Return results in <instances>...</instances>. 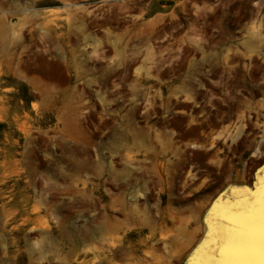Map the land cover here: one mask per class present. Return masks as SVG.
<instances>
[{
    "label": "rangeland",
    "instance_id": "1",
    "mask_svg": "<svg viewBox=\"0 0 264 264\" xmlns=\"http://www.w3.org/2000/svg\"><path fill=\"white\" fill-rule=\"evenodd\" d=\"M261 165L264 0H0V264H186Z\"/></svg>",
    "mask_w": 264,
    "mask_h": 264
},
{
    "label": "water",
    "instance_id": "2",
    "mask_svg": "<svg viewBox=\"0 0 264 264\" xmlns=\"http://www.w3.org/2000/svg\"><path fill=\"white\" fill-rule=\"evenodd\" d=\"M205 225L186 264H264V165L250 186L229 185L214 198Z\"/></svg>",
    "mask_w": 264,
    "mask_h": 264
},
{
    "label": "crops",
    "instance_id": "3",
    "mask_svg": "<svg viewBox=\"0 0 264 264\" xmlns=\"http://www.w3.org/2000/svg\"><path fill=\"white\" fill-rule=\"evenodd\" d=\"M211 71L213 72V77L212 79H210V89H216L214 90V92H212V97H215V95L218 96V98L225 96L224 94V77H225V72L224 69L220 66L216 67L213 66ZM208 89V88H207ZM206 89V92L208 93V90ZM165 110H170L171 106L169 105V103H164L163 105ZM166 117H164L162 119V123H160L157 127H152L150 124H142V125H133L131 128L128 129V133L132 134L134 137V140L132 141V143H128L122 145L121 150H118L116 152V155H118L119 157H124V153L125 150L127 149L128 151H146L147 148L148 150H150L151 146L148 143V137L149 135H151V131H154L153 133H155L156 135H161V136H165L167 134H172V133H177L178 132V127L175 125L174 120L172 121L171 115L168 117L167 111H166ZM239 116H241V114H239ZM145 118V117H144ZM216 118L218 120V124H216V126H214L213 130H212V135L210 136V141L213 142L212 144H216L223 142L224 140L227 139L229 132L231 130V118L229 116V114H227L226 117H224L223 113H218L216 114ZM189 117H188V122H189ZM145 121V120H144ZM154 129V130H152ZM182 133L180 132V135ZM182 143V139L181 142ZM150 147H149V146ZM125 148V149H124ZM170 150H174L177 152L178 148L177 145H170ZM166 150H168L167 144L165 143L164 145L160 146V151H164L166 152ZM117 173L119 174L120 169L116 170ZM112 173H114V170L112 171Z\"/></svg>",
    "mask_w": 264,
    "mask_h": 264
}]
</instances>
